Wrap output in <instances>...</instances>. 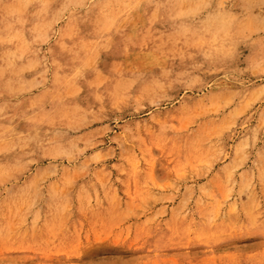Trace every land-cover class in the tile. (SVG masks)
<instances>
[{"label":"rangeland","instance_id":"obj_1","mask_svg":"<svg viewBox=\"0 0 264 264\" xmlns=\"http://www.w3.org/2000/svg\"><path fill=\"white\" fill-rule=\"evenodd\" d=\"M0 264H264V0H0Z\"/></svg>","mask_w":264,"mask_h":264},{"label":"bare ground","instance_id":"obj_2","mask_svg":"<svg viewBox=\"0 0 264 264\" xmlns=\"http://www.w3.org/2000/svg\"><path fill=\"white\" fill-rule=\"evenodd\" d=\"M149 58V57H148ZM141 61V60H140ZM144 62V61H143ZM139 63V62H138ZM143 64V63H142ZM143 69V68H142Z\"/></svg>","mask_w":264,"mask_h":264}]
</instances>
